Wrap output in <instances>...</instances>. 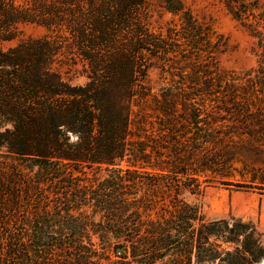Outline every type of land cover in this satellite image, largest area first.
<instances>
[{
	"label": "trees",
	"instance_id": "1",
	"mask_svg": "<svg viewBox=\"0 0 264 264\" xmlns=\"http://www.w3.org/2000/svg\"><path fill=\"white\" fill-rule=\"evenodd\" d=\"M160 1L180 15L179 28L152 30L150 0H0V264H263L255 225L208 222L184 196L201 194L207 172L233 176L236 155L222 149L233 134L264 145V73L238 86L219 60L227 39L179 1ZM223 3L257 39L264 71V2ZM22 24L49 34L6 48ZM69 61L84 83L65 79ZM158 62L172 80L148 115ZM87 169H105L108 179L81 186ZM44 180L72 187L51 200L41 189L39 208ZM89 233L103 252L83 242Z\"/></svg>",
	"mask_w": 264,
	"mask_h": 264
},
{
	"label": "rangeland",
	"instance_id": "2",
	"mask_svg": "<svg viewBox=\"0 0 264 264\" xmlns=\"http://www.w3.org/2000/svg\"><path fill=\"white\" fill-rule=\"evenodd\" d=\"M177 1L182 4L184 11H188L199 21L210 24L218 34L223 35L227 39L228 51L223 54L219 60L221 66L226 71L235 78H239V82L237 83L238 86L247 88L250 86V80H254L256 76H263L262 72L264 73V71H262L263 69L261 65L263 51L259 47L257 39L252 37L250 31L241 21L235 19L228 13L223 0ZM260 1L264 2V0ZM148 13L147 24L154 31L167 33L169 28H179L181 25L180 15L170 12L164 7L160 0H150ZM48 34L49 32L43 27L34 24H22L20 25V33L18 37L11 42L5 43V47L15 46L22 40L40 38ZM66 52L67 55V49ZM167 67L168 66L165 65L164 69L163 63L158 62V64L152 67L149 72L148 81L152 88V92L151 97H149L144 104V112L148 115L154 113L153 108L156 104L155 99L160 97L162 89L170 86L172 76L166 71ZM81 70V66H72L71 61H69L68 65L64 64L61 68L65 79L70 81L73 85L85 82L86 78L80 75ZM257 94L260 98H264V95L260 92ZM225 99L229 101L228 97ZM208 103L210 102L208 101ZM211 104L215 105L214 102ZM221 107L224 106L222 105ZM219 115L223 117L226 116L227 119H234V117H231L225 109L221 111L219 110ZM154 120H156L155 116L149 118L150 122ZM150 126L151 124L148 122L146 128L149 129ZM249 139H251L249 134L238 133L233 134L230 140L226 139L225 143L222 144V149L232 150L236 155V160L232 163L233 176L222 177L207 172L199 177L202 189L201 194L192 195L189 192L185 194L184 197L188 202L201 204L203 206V214L206 221L210 222L221 219H230L231 217L236 219H243L244 217L247 219H253L257 217L260 201L264 199V189L260 186V183L262 182L261 179L264 177V145L249 142ZM17 164L20 165V162H17ZM37 171L38 169L34 168L31 175L34 176ZM85 171L87 172L86 175L79 176L81 177V180L79 181L81 186H91L93 189H96L99 186H102V184L108 179V172L105 169H87ZM26 173H29V171L27 170ZM240 173H243L244 176L242 177ZM223 180L229 181V183L224 184L222 182ZM237 184L245 186L251 185L252 188H238L236 186ZM39 187L40 190L38 192L37 205L41 208V206H43V204L40 203L43 189L49 190L47 193L49 194L50 200L55 199L58 193L62 199H65V191L71 190L70 187H72V183L67 180H55L52 182L44 180ZM54 209V204L52 203V214L54 213ZM85 210H87V214H91L90 208H85ZM54 215L56 214L54 213ZM75 216H77V214H75ZM94 220L99 222L100 215H96ZM251 224L256 226V224ZM66 241L69 243L73 242L74 238L70 235ZM75 241H79V239L77 238ZM111 241L113 243L116 242V240ZM83 242L85 244L92 243L100 253L103 252L102 239L97 235L89 233L83 239ZM107 256L110 257L112 262L119 260V257L116 256L112 249L107 251ZM107 262L108 261H104V263Z\"/></svg>",
	"mask_w": 264,
	"mask_h": 264
},
{
	"label": "crops",
	"instance_id": "3",
	"mask_svg": "<svg viewBox=\"0 0 264 264\" xmlns=\"http://www.w3.org/2000/svg\"><path fill=\"white\" fill-rule=\"evenodd\" d=\"M244 222H247V223H253V224H256V227L258 228L259 232L263 234V237H264V199H262L260 201V205H259V212H258V215L256 218H246L244 217ZM242 219V220H243ZM256 222V223H254Z\"/></svg>",
	"mask_w": 264,
	"mask_h": 264
}]
</instances>
